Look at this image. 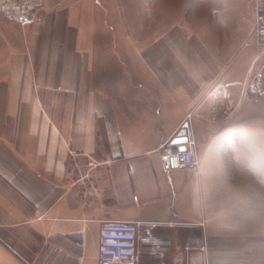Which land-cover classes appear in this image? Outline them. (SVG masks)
I'll use <instances>...</instances> for the list:
<instances>
[{
  "label": "crops",
  "instance_id": "1",
  "mask_svg": "<svg viewBox=\"0 0 264 264\" xmlns=\"http://www.w3.org/2000/svg\"><path fill=\"white\" fill-rule=\"evenodd\" d=\"M261 1L0 0V264H99L109 221L142 264H264Z\"/></svg>",
  "mask_w": 264,
  "mask_h": 264
},
{
  "label": "built area",
  "instance_id": "2",
  "mask_svg": "<svg viewBox=\"0 0 264 264\" xmlns=\"http://www.w3.org/2000/svg\"><path fill=\"white\" fill-rule=\"evenodd\" d=\"M31 9H33L32 5L23 4L8 12V16L23 26L32 24L38 21V16L31 12ZM255 17L257 20L256 37L259 43L264 44V1L257 3ZM187 123V120L184 121L182 127L187 128ZM180 135L186 140L183 143L184 148L165 152L162 155L163 166L166 170L184 168L196 162L193 151L190 150L187 130ZM140 225L139 221L103 222L100 227L99 264H142L138 256Z\"/></svg>",
  "mask_w": 264,
  "mask_h": 264
},
{
  "label": "rangeland",
  "instance_id": "3",
  "mask_svg": "<svg viewBox=\"0 0 264 264\" xmlns=\"http://www.w3.org/2000/svg\"><path fill=\"white\" fill-rule=\"evenodd\" d=\"M103 4V3H102ZM117 28H119V27H117ZM99 32V31H98ZM100 36V35H99ZM108 37H110L109 35H106V36H103V35H101V41H102V43L103 42H106L107 40H108ZM123 39V37L122 36H120V37H118V40L119 41H123L122 40ZM132 43L133 44H136V43H138L139 42V40H140V36H138V35H136V33H135V30H134V33H133V38H132ZM118 54H121V56H122V58L125 56V55H127V57L128 58H131V56L132 55H134L135 54V52H123V53H118ZM99 57H98V59H99V61H101V62H107V61H109L112 57H111V54L110 53H107V52H100L99 54Z\"/></svg>",
  "mask_w": 264,
  "mask_h": 264
},
{
  "label": "water",
  "instance_id": "4",
  "mask_svg": "<svg viewBox=\"0 0 264 264\" xmlns=\"http://www.w3.org/2000/svg\"><path fill=\"white\" fill-rule=\"evenodd\" d=\"M185 141H186V140H185ZM185 141H184V142H185ZM180 148H184V146H181Z\"/></svg>",
  "mask_w": 264,
  "mask_h": 264
}]
</instances>
